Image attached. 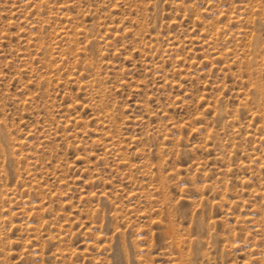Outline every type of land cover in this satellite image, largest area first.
<instances>
[{"label": "rangeland", "instance_id": "374dc122", "mask_svg": "<svg viewBox=\"0 0 264 264\" xmlns=\"http://www.w3.org/2000/svg\"><path fill=\"white\" fill-rule=\"evenodd\" d=\"M0 264H264V0H0Z\"/></svg>", "mask_w": 264, "mask_h": 264}]
</instances>
